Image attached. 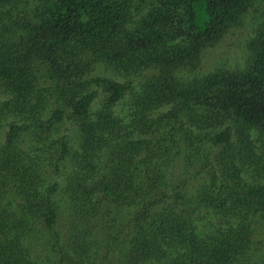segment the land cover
Segmentation results:
<instances>
[{
	"label": "trees",
	"instance_id": "obj_1",
	"mask_svg": "<svg viewBox=\"0 0 264 264\" xmlns=\"http://www.w3.org/2000/svg\"><path fill=\"white\" fill-rule=\"evenodd\" d=\"M1 130L0 264H264V0H0Z\"/></svg>",
	"mask_w": 264,
	"mask_h": 264
},
{
	"label": "rangeland",
	"instance_id": "obj_2",
	"mask_svg": "<svg viewBox=\"0 0 264 264\" xmlns=\"http://www.w3.org/2000/svg\"><path fill=\"white\" fill-rule=\"evenodd\" d=\"M7 129H8V127L6 128V131H7ZM2 132H1V134H0V139H1V141L3 140V136H4V131L3 130H1ZM205 214L207 215L208 214V216L207 217H211V215L209 214V211H208V213L207 212H205ZM202 226H201V228L203 229V227H204V225L205 224H201ZM205 230H206V228H205Z\"/></svg>",
	"mask_w": 264,
	"mask_h": 264
}]
</instances>
